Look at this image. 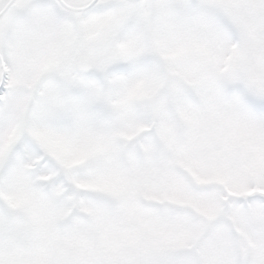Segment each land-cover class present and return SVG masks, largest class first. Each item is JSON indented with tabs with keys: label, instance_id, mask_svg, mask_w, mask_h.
I'll use <instances>...</instances> for the list:
<instances>
[{
	"label": "snow or ice",
	"instance_id": "obj_1",
	"mask_svg": "<svg viewBox=\"0 0 264 264\" xmlns=\"http://www.w3.org/2000/svg\"><path fill=\"white\" fill-rule=\"evenodd\" d=\"M0 264H264V0H0Z\"/></svg>",
	"mask_w": 264,
	"mask_h": 264
}]
</instances>
